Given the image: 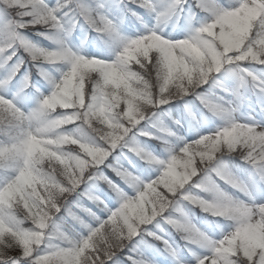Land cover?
Wrapping results in <instances>:
<instances>
[{"label": "trees", "instance_id": "1", "mask_svg": "<svg viewBox=\"0 0 264 264\" xmlns=\"http://www.w3.org/2000/svg\"><path fill=\"white\" fill-rule=\"evenodd\" d=\"M69 1L70 5L62 8L54 0H7L6 15L0 14V23L10 21L16 26L14 34L6 36V42L12 41L9 47L7 43L2 45L0 56L8 59L0 66V100L17 112L6 113L0 106V140L17 145L27 128H32L40 139L52 138V149L60 153L51 160L53 172L41 165L36 167L35 157L28 171L34 180L43 179L50 185L62 202V217L90 231H94L91 223H97L105 230L103 235L110 241L113 239V253L102 257L103 264H178L168 250L169 245L178 244L185 257L192 251L203 255L204 245L210 241L204 229L236 223L240 225L237 244L219 253L217 262L264 264V248L258 234L243 216L244 205L252 201L249 185L264 188V162L241 149L255 137L233 138L235 133L229 132V128L234 127L225 124L226 118L232 119L236 113L264 123V91L256 88L253 79L249 85L241 84L231 72L230 64L231 60L243 61L250 71L264 77V53H257L264 49V33L261 38L257 34L264 30V9L257 10L254 21L242 24L241 33H237L226 25V15L236 13L242 0H179L177 7L183 5L182 10L189 9L194 16L202 5L214 14L211 26L196 30L192 43L182 40L190 50L193 83L190 86L183 67L171 60L164 48L154 47V58L147 67L137 58L141 54L134 47L137 56L131 54L126 63L140 73L135 80H126L109 68L106 71L99 68L106 67L124 39L132 42L137 33L158 37L159 31L153 27L155 15L162 25L167 23L165 17L177 16L179 23L172 36L182 39L180 29L185 12L166 6L155 10L139 0H108L107 4L101 0ZM146 1L156 4L155 0ZM95 8H107L111 17L124 22L122 30L119 28L117 35L99 30ZM133 13L142 20H134ZM93 37L98 49L86 50L89 60L73 59V49ZM41 47L47 48L46 59L39 57ZM60 49L65 51L66 61L56 58ZM68 64L82 68L75 74L70 89L59 93L56 107L39 101L36 85L52 91L56 72ZM78 74L84 76L82 82ZM91 79L96 86L93 94L87 81ZM12 93L21 102L10 98ZM97 99L113 106L112 119L99 117ZM240 127V134L256 136V126ZM218 129L222 131L223 146L214 145L190 154L196 144L204 147L215 143L207 139ZM76 136L87 154L74 147ZM112 138L122 145L107 158L104 149H108ZM153 151L157 154L153 156L154 166L148 157ZM178 156L184 159V165L176 164L168 180L153 173V168L173 162ZM22 158L19 146L7 150L0 158V184L11 180L21 169ZM99 160H103L101 165L97 163ZM232 160L244 170L241 179L230 168ZM106 179L118 186L120 193ZM159 189L172 197L166 201V196L160 197ZM25 192L32 196L31 190ZM138 192L154 219L146 227L138 223L127 205L130 195ZM159 198L165 200L162 205L157 203ZM113 219L118 221L121 232L113 227ZM66 225L64 228L50 225L54 236L49 237L44 247V250L53 247L46 257L50 260L48 264H68L62 258L53 259V253L79 250ZM33 226L31 213L20 198L0 194V264H36L35 258L42 254L37 253ZM153 233L162 238L157 240Z\"/></svg>", "mask_w": 264, "mask_h": 264}, {"label": "rangeland", "instance_id": "2", "mask_svg": "<svg viewBox=\"0 0 264 264\" xmlns=\"http://www.w3.org/2000/svg\"><path fill=\"white\" fill-rule=\"evenodd\" d=\"M155 1L156 4L152 5V9L162 8L166 6L172 9L176 8L178 12H181L182 8L184 7L183 5H180V8L177 7V3L179 2V0ZM242 1H244V3L238 6V8L236 9V13L226 15V18L228 19L226 20V25L237 33H241L240 26L242 24L246 23L247 25H249V21H254V19L256 18L257 10H262L260 8L264 9V0ZM54 2H56L62 8L68 7L70 5L69 0H54ZM101 2H103V4H107L108 0H101ZM139 2L146 6L151 5V3L145 0H139ZM7 4V0H0V14L4 13L6 15V6H8ZM188 12L189 11H187V13ZM201 12H205V8ZM94 18L99 28H108L111 30L113 28L118 27L120 28V30H122L120 26H122L124 22H120L117 25L108 15L107 10L105 8H95ZM132 18H135L137 20L140 19L138 15ZM205 22L206 18L205 20L199 19L197 21L199 26H201ZM211 23L212 21L209 23V26H211ZM153 25L154 27L158 28L159 31H164V29L160 27L159 23H156L154 21ZM184 27V34L186 35V38L189 39L190 36H192V34H190L191 29L193 27L192 19H187L186 26ZM259 28H262L261 24ZM15 31L16 26H13L10 21L0 23V55H2L1 53L3 52L2 45L4 43H7L6 46L9 47V43L12 42H6V36H12ZM263 33L264 30L261 31L260 29V31L257 33L260 34L259 38L262 37ZM159 38L161 41L152 38L150 35L143 37L141 34H136L133 37L132 42L130 41V39L128 40V38L124 39L122 45L118 47L114 56L109 61V64L107 63V65H104L106 67L101 66L99 68L105 69V71L109 68V70H111L113 74H117L126 80H135L139 78L140 73L131 65V67H129V65L126 63L131 58V54L135 55L136 51L134 47L141 54L140 57L137 55L135 56H137V58L139 59L141 58L143 64L147 65V67L152 63V59L154 58V47L160 49L164 48L170 59L174 62L179 63L183 67L186 76V82H188L189 85L192 86L193 83L191 80L189 69L190 50L188 46L180 43V41H177L176 39H172L167 36L166 38ZM83 45L84 46L80 49H74V52L80 55V57L86 55V50L88 48H94L93 44H90L88 48L85 46V44ZM11 51H14V48ZM257 53L258 55H261L262 53H264V49L258 50ZM86 56L89 57V55ZM39 57L41 59H46L48 57V51L46 47H41L39 49ZM56 58L61 61H66L65 51H63V49H60L58 51V54L56 55ZM7 59H5L4 57L1 58L0 56V66H3L7 62ZM230 64L232 69L231 72L233 73V75L236 76V78L241 84L249 85L250 79H253L257 84L256 88L260 89L261 91H264V79L250 71L245 66L243 61L231 60ZM79 68L82 67L72 66L71 64H68L66 67L59 69L54 77V89H52V91H49L44 86H40V84H37L36 88L39 94V101L48 104L52 107H56V98L59 97L60 92H65L64 90L70 89V85L73 83V78L75 74H77ZM78 78L82 82L84 76L78 74ZM87 81L92 93L93 88H96L95 83L92 79ZM95 92L97 93V90ZM10 98H13L15 102H21V100L18 98V95H15V93H12ZM95 105L100 112L99 117L101 119H112L111 116L113 113V106L110 103L105 100L97 99L95 101ZM0 106L4 107L6 113L12 115L17 114L14 109L9 107L2 100H0ZM231 109L235 110L233 107H231ZM23 121L26 122V119L24 118ZM234 122H238L240 124L250 123L255 126H258L255 130L256 136H254L253 134H240V127L238 126H236L234 129L229 128V132L233 130V132L235 133L232 136L233 138L248 137L249 139L255 137L254 140L248 142L247 145L245 144L243 147H241V149H246V152H251V154L256 157L259 162H264V126L259 127L261 123H254L253 121H251V119L242 117L240 113H236L235 117L232 119L226 118L225 124L227 127H229L230 125L234 124ZM33 132L34 131L32 128H27L26 134H24L22 140H20L19 144L17 145L7 144L0 140V158L5 155L7 150L14 149L17 146L21 147L23 152L21 169L16 174H14L11 180L5 181L3 184H0V194L3 195L10 193L17 196V198H20L24 202L26 208L30 211L34 224L32 228V231L34 233L33 238L35 244L37 245V247H39L37 253L42 254L38 256L40 258H35L36 264H48L50 262V260L46 257L49 253L53 252V247H51V249L49 250H44V247L47 245L46 241H48L49 237L54 236V233L51 232V228H53V226H50L51 224L54 226H60L61 228H64V225L67 224L71 230V240L79 246V250L71 249L70 252L67 254H63L60 252L53 253V259L59 260L60 258H62V260H64L68 264H103L104 261L102 257L107 253H113V250L111 249V246L113 245V239L112 241L107 239L103 235L105 234V230L99 227L97 223H91L94 226V231H90L87 228L79 225V223H72L69 219H65V217H62L64 216V214L61 213L62 202L52 191L50 185H48L43 179L34 180L31 177L28 168L32 165V159L34 157L37 160V163L35 164L36 167L40 168L41 165L44 167V169L45 167L47 168L45 170L53 172V169L50 165V163L52 162L51 160H54L60 156V153L56 149H52L51 147L52 138L40 139L35 136ZM214 132L215 136L211 139H207V141L214 140L215 143H209L204 147H200V145L196 144V149L190 154H195L196 151L200 149H211L212 147H214V145L223 146V142L221 140L223 136L222 131L218 129ZM79 140L80 138L78 136L74 137V147H76L82 153L87 154L86 149H84L77 143V141ZM120 144L122 145L120 140H118L117 138L111 139V142L108 145V149H104L107 158L115 154L116 150L120 148ZM220 149L223 151L221 147ZM155 155H157L155 151L150 152L148 154V157L151 158V163L153 164V166L155 164V157L153 156ZM183 160L184 159L181 156H178L173 162H169L165 165L156 166L155 168H153V173L159 176V178L161 179L168 180L172 170L175 169L174 166L176 164L177 166L179 165L183 167ZM102 161L103 160H99L97 162L98 165H101L103 163ZM230 168L237 178H242L240 177V173L244 170L241 169V166H239L237 162L232 160L230 163ZM0 178H2V176ZM106 180L113 190L117 192L118 190H120L119 187L114 185L113 182H111L109 179ZM147 182L143 185L145 186ZM249 188L252 191V201L244 205L245 211L243 212V216L247 220L246 224H248L250 228L258 234L257 239H259L260 245L264 248V188L259 189L257 186L254 185H249ZM25 190H31L32 196L28 195ZM143 190L144 192L146 191L145 187H143ZM143 190L141 189V191ZM158 192L162 193L160 197L166 196V201L172 197L166 192H164L162 189H159ZM137 194H139V192L135 195H130V197L127 199V205L129 209L136 215L138 223L143 227H146L147 225H150V223L154 219L151 217V215H149L148 211L145 208L146 203L141 197L142 194L140 196H137ZM192 194L193 191L189 190V195ZM164 201L165 200L159 198L157 203L159 205H162L161 202ZM202 203L204 204V202ZM213 203L215 205L218 204L217 201H213ZM162 217L163 216H161L160 218ZM112 224L113 227L117 228V230L121 232V229L119 230L118 228L119 223L117 220L113 219ZM236 224L237 225H220L217 226L215 229H204V234L207 238L210 239V241H206L204 245V250L206 253L203 255L198 256L196 251H192L189 254V257H185L182 255L180 246L176 243L169 245L168 250L173 254L178 264H219L217 262V257L219 253L229 251L237 244V228L240 225L239 223ZM158 230L160 231V233L165 234V231L162 228H158ZM153 234H155L154 236H156L157 240L162 238V236L158 233ZM102 235L103 238H100V236ZM49 242L48 245H50Z\"/></svg>", "mask_w": 264, "mask_h": 264}]
</instances>
